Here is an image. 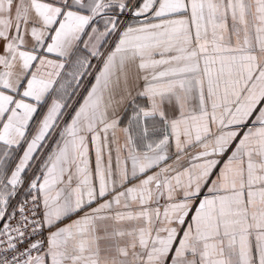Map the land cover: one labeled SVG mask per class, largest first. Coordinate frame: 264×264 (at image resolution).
Here are the masks:
<instances>
[{
  "label": "snow or ice",
  "instance_id": "obj_1",
  "mask_svg": "<svg viewBox=\"0 0 264 264\" xmlns=\"http://www.w3.org/2000/svg\"><path fill=\"white\" fill-rule=\"evenodd\" d=\"M0 264H264V0H0Z\"/></svg>",
  "mask_w": 264,
  "mask_h": 264
},
{
  "label": "crops",
  "instance_id": "obj_2",
  "mask_svg": "<svg viewBox=\"0 0 264 264\" xmlns=\"http://www.w3.org/2000/svg\"><path fill=\"white\" fill-rule=\"evenodd\" d=\"M89 81H93V77H89L88 78ZM117 99H119V97L117 96ZM123 108V105H121V109ZM55 139V138H54ZM89 148H90V152H89V155H90V160L92 162V165L94 166V160H95V152H94V148L91 146V144L89 145ZM48 151V148L46 147L45 148V154L46 152ZM43 158V157H41Z\"/></svg>",
  "mask_w": 264,
  "mask_h": 264
}]
</instances>
